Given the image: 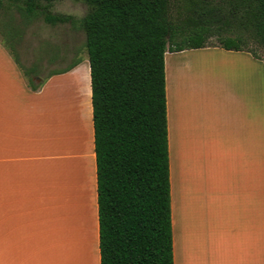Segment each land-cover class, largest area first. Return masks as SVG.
Returning a JSON list of instances; mask_svg holds the SVG:
<instances>
[{
    "label": "crops",
    "instance_id": "crops-1",
    "mask_svg": "<svg viewBox=\"0 0 264 264\" xmlns=\"http://www.w3.org/2000/svg\"><path fill=\"white\" fill-rule=\"evenodd\" d=\"M226 52L206 91L165 55L174 264H264L263 67ZM88 220L100 264L89 61L33 91L0 41V264H67Z\"/></svg>",
    "mask_w": 264,
    "mask_h": 264
},
{
    "label": "trees",
    "instance_id": "trees-1",
    "mask_svg": "<svg viewBox=\"0 0 264 264\" xmlns=\"http://www.w3.org/2000/svg\"><path fill=\"white\" fill-rule=\"evenodd\" d=\"M10 1L51 25L74 22L49 12L57 0ZM74 1L88 7L79 24L91 76L100 264H174L165 55L220 47L260 59L264 0ZM27 80L33 91L43 83Z\"/></svg>",
    "mask_w": 264,
    "mask_h": 264
},
{
    "label": "rangeland",
    "instance_id": "rangeland-1",
    "mask_svg": "<svg viewBox=\"0 0 264 264\" xmlns=\"http://www.w3.org/2000/svg\"><path fill=\"white\" fill-rule=\"evenodd\" d=\"M18 3L4 0L0 8V41L11 50L21 63L27 79L44 82L53 73L65 71L76 62L87 60L86 35L79 20L88 11L87 5L74 0H57L50 6L53 15H70L73 23L51 25L44 17H27L18 10ZM211 43H216L215 39ZM263 67V110H264V50L255 47ZM231 55V54H230ZM229 54L220 47L191 49L179 53H166V59L179 62L182 69L191 68L193 76L199 81L203 91L218 89L222 86L223 70L231 72ZM196 60V61H195ZM199 60V61H197ZM234 71V70H233ZM264 149V147H263ZM89 215V212H88ZM86 245L79 249L84 256L81 263L93 264L94 247L90 233V220L87 222ZM79 248V247H78Z\"/></svg>",
    "mask_w": 264,
    "mask_h": 264
},
{
    "label": "bare ground",
    "instance_id": "bare-ground-1",
    "mask_svg": "<svg viewBox=\"0 0 264 264\" xmlns=\"http://www.w3.org/2000/svg\"><path fill=\"white\" fill-rule=\"evenodd\" d=\"M92 202V201H91ZM91 205V204H90ZM93 206V205H92ZM90 207V206H88ZM93 208V207H92ZM94 209V208H93ZM92 210V209H91ZM88 212H93V211H90V209H88ZM93 218V217H92ZM78 223V222H77ZM92 223V222H91ZM93 225V224H92ZM81 227V225H80ZM72 237V236H71ZM79 246L76 245V246H71V248H68L67 249V254H68V263L67 264H82L81 261L84 260L83 257L84 256H79L78 252H79V249L78 248ZM82 260H81V258ZM85 262H83L84 264Z\"/></svg>",
    "mask_w": 264,
    "mask_h": 264
}]
</instances>
